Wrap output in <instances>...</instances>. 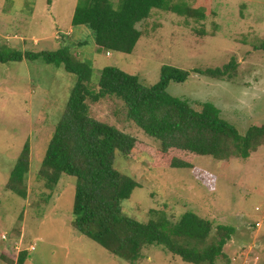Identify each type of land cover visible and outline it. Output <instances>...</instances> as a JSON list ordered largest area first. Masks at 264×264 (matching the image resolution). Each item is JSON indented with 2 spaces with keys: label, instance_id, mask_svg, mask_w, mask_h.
Returning <instances> with one entry per match:
<instances>
[{
  "label": "rangeland",
  "instance_id": "1",
  "mask_svg": "<svg viewBox=\"0 0 264 264\" xmlns=\"http://www.w3.org/2000/svg\"><path fill=\"white\" fill-rule=\"evenodd\" d=\"M82 2L0 0L1 52H55L69 46L92 65L94 87L106 67L137 76L145 85L159 81L164 65L180 68L190 76L184 83L171 82L169 94L213 104L241 134L264 124V51L256 49L264 39V0H165L163 8L152 9L138 24L142 37L132 54L107 52L90 30L72 25ZM232 60L236 70L224 78L194 72L223 68ZM77 81L75 74L43 58L0 61V264H18L25 253L24 264H191L159 246L145 250L136 263L118 258L72 228L76 179L62 175L46 187L38 178ZM89 106L91 116L130 129L120 101L90 100ZM137 136L139 145L149 142ZM26 144L31 165L23 197L6 185ZM142 146L130 158L115 161L116 169L138 183L123 205L125 216L177 222L192 212L214 226H233L225 257L217 263L264 264V228H253L264 220V144L247 159L193 157V169L154 166Z\"/></svg>",
  "mask_w": 264,
  "mask_h": 264
},
{
  "label": "trees",
  "instance_id": "2",
  "mask_svg": "<svg viewBox=\"0 0 264 264\" xmlns=\"http://www.w3.org/2000/svg\"><path fill=\"white\" fill-rule=\"evenodd\" d=\"M164 5L165 0H83L75 9L72 25L90 30L96 45L107 52L132 54L142 37L138 24L149 18L152 9ZM256 49L264 51V39ZM14 51L5 54L0 50V61L43 58L48 64L63 66L78 79L38 172L46 187L57 184L62 175L76 179L72 228L128 263H136L145 250L159 246L187 263L218 264L217 259L225 257L223 249L235 228L214 226L192 212L177 222L162 217L141 222L125 216L123 205L138 183L130 174L116 169L115 161L117 156L126 160L138 152V146H142L138 133L149 140L142 146L146 150L143 154L157 167L193 169V157L200 156L220 161L247 159L264 144V124L241 134L213 104L189 102L169 94L171 82L188 80L187 70L164 65L159 81L145 85L137 76L106 67L94 87L92 65L82 61L69 46L55 52ZM235 70L232 60L223 68L194 72L224 78ZM108 99L123 104L130 129H120L91 116L90 100L97 103ZM150 154H154V160ZM30 158L31 149L26 144L6 185V189L23 197L28 194L25 183ZM25 254L19 257L18 264H24Z\"/></svg>",
  "mask_w": 264,
  "mask_h": 264
},
{
  "label": "built area",
  "instance_id": "3",
  "mask_svg": "<svg viewBox=\"0 0 264 264\" xmlns=\"http://www.w3.org/2000/svg\"><path fill=\"white\" fill-rule=\"evenodd\" d=\"M255 227H256L257 229L264 228V221H262V222H257L256 225H255Z\"/></svg>",
  "mask_w": 264,
  "mask_h": 264
},
{
  "label": "bare ground",
  "instance_id": "4",
  "mask_svg": "<svg viewBox=\"0 0 264 264\" xmlns=\"http://www.w3.org/2000/svg\"><path fill=\"white\" fill-rule=\"evenodd\" d=\"M264 221V220H263ZM262 222V221H261ZM256 224H254L253 226H255ZM255 229H257L256 227H255ZM262 229V228H261Z\"/></svg>",
  "mask_w": 264,
  "mask_h": 264
},
{
  "label": "crops",
  "instance_id": "5",
  "mask_svg": "<svg viewBox=\"0 0 264 264\" xmlns=\"http://www.w3.org/2000/svg\"><path fill=\"white\" fill-rule=\"evenodd\" d=\"M50 3V2H49ZM74 33V32H73Z\"/></svg>",
  "mask_w": 264,
  "mask_h": 264
}]
</instances>
